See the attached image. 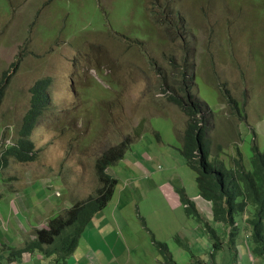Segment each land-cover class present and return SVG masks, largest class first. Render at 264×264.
<instances>
[{
    "label": "rangeland",
    "instance_id": "1",
    "mask_svg": "<svg viewBox=\"0 0 264 264\" xmlns=\"http://www.w3.org/2000/svg\"><path fill=\"white\" fill-rule=\"evenodd\" d=\"M255 14L264 16V0H0V154L20 138L30 89L51 79L29 137L35 158L0 167V264H52L40 251L11 254L95 196L98 158L127 140L108 169L113 197L65 264H234L238 255L250 264L247 217L230 250L232 230L213 221L180 149L194 103L208 102L211 161L229 168L238 149L247 163L253 144L264 151V17ZM179 190L201 219L186 213Z\"/></svg>",
    "mask_w": 264,
    "mask_h": 264
},
{
    "label": "trees",
    "instance_id": "2",
    "mask_svg": "<svg viewBox=\"0 0 264 264\" xmlns=\"http://www.w3.org/2000/svg\"><path fill=\"white\" fill-rule=\"evenodd\" d=\"M263 17L258 14L252 16V18L257 19ZM167 18V16L164 19L161 18L160 21L172 24V20H167ZM21 56L22 53L14 67L18 66ZM5 78L7 79L8 75H5ZM4 83L3 81L0 82V97L4 93ZM50 83L51 81L47 78L38 81L31 88V106L23 119L20 138L15 144L5 146L0 154V167L5 165L9 157L22 163L30 162L35 158L34 143L29 137L36 127L39 116L50 103L47 93ZM168 90L170 92L177 91L174 85H168ZM169 97L171 101L186 110L185 104L187 103L183 99L173 95ZM234 102L236 104V101ZM193 106L195 107L189 112L191 122L186 130V135L183 137L180 151L188 166L197 172L200 196L211 203L213 221L223 223L228 230L232 229L233 237L230 239L232 242L229 246L230 250L236 245L234 238L236 234L233 231L238 230V225H235L239 220L241 222L246 221L247 217V224L251 229V244H254V247L251 245L249 247L252 248V254L257 261L258 259L264 261V151L258 145L253 144L252 156L247 163L241 149H238V156L234 158V164L229 168L222 159L217 158L211 161L210 141L207 138L208 118H206V112H202L201 108L208 106L210 111L213 112L214 110L208 102L207 104L195 102ZM131 143V140H127L103 153L96 164V175L101 184L97 194L90 196L86 201L74 204L67 211L65 218L59 216L50 220L46 229L37 232L36 239L28 242L26 247L12 252L13 260L20 258L24 253L40 251L46 258L54 260L52 264H65L79 246L80 239L87 227L112 199L117 181L107 173V169L115 166L124 158ZM194 152L198 153L197 159H193L195 157ZM178 196L186 213L201 219L196 204L187 199L182 190L178 191ZM247 211L249 214L246 213ZM209 232L211 236L214 234L217 237L214 229L209 228ZM221 246V241H216L215 249L220 250ZM157 247L161 251L167 252L166 244L157 243Z\"/></svg>",
    "mask_w": 264,
    "mask_h": 264
},
{
    "label": "clouds",
    "instance_id": "3",
    "mask_svg": "<svg viewBox=\"0 0 264 264\" xmlns=\"http://www.w3.org/2000/svg\"><path fill=\"white\" fill-rule=\"evenodd\" d=\"M172 29H173L174 31L176 30V32H177V26L174 25V26L172 27ZM165 31H166L167 33H170V34L173 33V32L168 31V30H165ZM176 35H177V34H176ZM20 62H21V61H20ZM16 68H17V66H16ZM187 69H188V68L186 67V70H187ZM192 77H193V75L191 76V78H192ZM45 79H47V78H45ZM48 79L51 81L50 78H48ZM41 80H44V79H41ZM38 81H40V80H38ZM38 81H37V82H38ZM37 82H36V83H37ZM36 83H35V84H36ZM35 84H34V85H35ZM34 85H33V86H34ZM50 86H51V83H50V85H49V87H48V90H47L48 95H50V93H49ZM30 92H31V89H30ZM31 96H32V92H31ZM31 99H32V97H31ZM49 99H50V98H49ZM245 102H246V100H244L243 104H245ZM235 105L237 106L236 108L240 110L242 116H244V112L241 110V107H240V104H239L238 100L236 101V104H235ZM206 118H207V117H206ZM184 135H186V132L184 133ZM183 137H184V136H183ZM207 138H208V133H207ZM182 141H183V140H181V147H182ZM117 146H118V145L113 146V147H111V148H114V147H117ZM111 148H110V149H111ZM110 149H108L107 151H109ZM180 150H181V149H180ZM107 151H105V152H107ZM105 152H104V153H105ZM126 153H127V152H126ZM126 153H125V154H126ZM210 153H211V152H210ZM181 154H182V152H181ZM194 154H195V157H194L193 159H197L198 153H197V152H194ZM182 155H183V154H182ZM124 156H125V155H124ZM183 157H184V156H183ZM221 157H222V156H221ZM213 158H214V157H213ZM184 159H185V158H184ZM221 159H222V158H221ZM113 166H114V165H113ZM111 167H112V166H111ZM111 167H110V168H111ZM110 168H108V169H110ZM108 169H107V173L109 174ZM96 177H97V175H96ZM97 179H98V178H97ZM177 196H178V195H177ZM178 197H179V196H178ZM197 198H198V197H197ZM200 199H202L203 201H205L206 203H209V204L211 205L210 202L206 201V200L203 199L201 196H200ZM84 201H86V200H84ZM179 201H180V199H179ZM82 202H83V201H82ZM78 203H80V202H78ZM74 204H77V203H74ZM211 207H212V205H211ZM200 212H204V211H203L202 209H200ZM47 225H48V224H47ZM237 225H238L237 228H238V230H239V228L241 227V225L237 223L235 226H237ZM46 227H47V226H46ZM231 230H232V229H229L228 232L230 233ZM238 230H237V231H238ZM235 233H236V232H235ZM236 245H237V244H236ZM236 247H237V246H236ZM22 248H24V247H22ZM22 248H20V249H22ZM9 250H10V249H9ZM167 250H168V249H167ZM162 252H163V251H162ZM237 254H238V252H237ZM234 256H235V255H234ZM237 257H238V259H236V258L234 257V258L236 259V261H237V262L234 261V264H239V255H238ZM249 257H250V259H251V262H254V263H255V261H257L254 257H251L250 254H249ZM253 259H255V260H253ZM11 263H12V262H11ZM254 263H253V264H254ZM12 264H14V263H12Z\"/></svg>",
    "mask_w": 264,
    "mask_h": 264
},
{
    "label": "crops",
    "instance_id": "4",
    "mask_svg": "<svg viewBox=\"0 0 264 264\" xmlns=\"http://www.w3.org/2000/svg\"><path fill=\"white\" fill-rule=\"evenodd\" d=\"M200 209H201V208H200ZM5 242H6V243L4 244L5 248H6V249H10V247H7L8 243H7L6 239H5ZM249 261H250V260H249ZM250 264H253V262H250Z\"/></svg>",
    "mask_w": 264,
    "mask_h": 264
}]
</instances>
